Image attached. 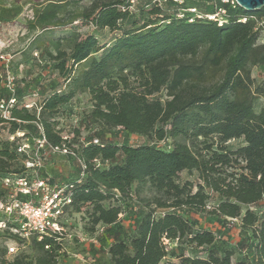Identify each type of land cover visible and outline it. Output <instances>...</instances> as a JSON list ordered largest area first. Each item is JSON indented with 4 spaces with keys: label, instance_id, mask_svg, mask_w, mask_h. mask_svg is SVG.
<instances>
[{
    "label": "trees",
    "instance_id": "1",
    "mask_svg": "<svg viewBox=\"0 0 264 264\" xmlns=\"http://www.w3.org/2000/svg\"><path fill=\"white\" fill-rule=\"evenodd\" d=\"M230 1L136 0L130 7L129 0H89L77 16L95 29L116 31L111 41L100 43L88 34L68 39L64 49L57 45L55 55L49 54L61 88L46 93L37 109L20 106L15 89L0 91V101L15 100L9 118L0 116L8 133L32 132L34 139L41 129L48 145L64 144L84 163L80 176L77 159L68 155L77 161V175L51 182L71 184L68 208L88 207V231L103 225L109 264H247L232 263V251L212 247L214 233L198 226L203 214L239 220L249 232L250 264H264V105L255 109L264 84L254 85L250 76L251 66H264V43L257 44L260 28L252 19L262 17L264 8L246 11ZM61 4L49 2L39 11L42 30L58 24ZM77 94L88 95L87 118L99 138L76 141V149L64 138L59 117ZM115 129L145 141L118 145L107 137ZM232 139L241 144L229 147ZM11 144L0 143V181L30 178L36 171L46 176L25 163L14 167L18 156L27 155L18 152L20 144L9 149ZM184 170L195 171L197 182L181 181ZM120 199L136 205L130 223L119 217V205L104 204ZM3 235L18 247L29 243L34 254L7 260L5 246L0 264H56L62 244L54 236L19 239L9 230ZM189 244L209 246L206 256L186 255Z\"/></svg>",
    "mask_w": 264,
    "mask_h": 264
},
{
    "label": "rangeland",
    "instance_id": "2",
    "mask_svg": "<svg viewBox=\"0 0 264 264\" xmlns=\"http://www.w3.org/2000/svg\"><path fill=\"white\" fill-rule=\"evenodd\" d=\"M49 2L62 3L57 12V25L50 26L47 30H42L37 25L39 11ZM190 0H184L185 5H189ZM89 6V0H0V91L7 86V76L13 77V88L21 97L20 106L32 111L37 109L42 97L54 88H61V77L53 67L54 60L50 57L55 55V47L58 45L64 49L68 44V39L74 36L84 37L88 34L95 35L100 43L109 42L117 33L109 29H95V27L79 15ZM259 26V37L257 44L264 43V15L260 18L252 17ZM250 76L254 85L264 84V66H251ZM264 105V99L256 101L255 109L258 110ZM19 106V107H20ZM92 105L86 94H77L67 105L64 106L59 117V126L63 135L69 137L72 145L78 148L77 142L98 137V127L87 118ZM20 133V134H18ZM32 132L23 136V131L18 130L14 134L8 133V125L0 124V143L8 141L12 143L9 149H16L21 143H28L31 151L28 150L27 158L18 156L14 162V167L20 166L26 161L35 157V142L31 138ZM107 137L113 143L137 144L145 141L135 134H129L122 130H111ZM241 144L240 139H232L228 146L235 148ZM40 169L44 174L52 179L65 182L73 179L78 173L77 161L63 153H44ZM30 157V158H29ZM181 181L197 182L195 171H182ZM6 192L0 181V192ZM4 193V192H3ZM217 201L214 195L208 202L211 207ZM106 206L119 205L121 207V217L125 222L130 223L131 218L137 210L134 202L120 199L104 201ZM87 206L81 208L79 212L68 209L63 217V236L60 240L62 247L55 250L56 264H109V254L107 248L110 240L104 238V228L102 224L94 227L93 231H88L90 224L86 214ZM157 214L160 212L156 210ZM198 226L211 230L215 235L213 246L215 249H228L232 251V263L237 261L250 264V254L248 253L249 232H243L239 225V220L216 219L210 215L203 214L199 219ZM10 244L8 237L0 236V249ZM169 247L175 243H168ZM184 253L190 256L205 257L209 249L207 247H196L193 245L184 246ZM17 253L31 257L34 253L29 243L19 244ZM18 254V255H19ZM15 254L5 253L3 257L7 260L15 257Z\"/></svg>",
    "mask_w": 264,
    "mask_h": 264
},
{
    "label": "built area",
    "instance_id": "3",
    "mask_svg": "<svg viewBox=\"0 0 264 264\" xmlns=\"http://www.w3.org/2000/svg\"><path fill=\"white\" fill-rule=\"evenodd\" d=\"M136 0H129L130 7L134 5ZM166 0H153L160 4ZM181 2V0H178ZM227 1V0H224ZM231 3L234 0L230 1ZM195 12V9H190ZM223 12V11H222ZM196 17L201 15L196 13ZM214 19L215 16H209ZM245 19L243 18L242 21ZM7 86L13 90V77L7 76ZM15 100L10 98L6 103L0 101V116L8 119L10 116L9 108L14 104ZM20 134V133H18ZM67 136H64L66 138ZM35 142V157L26 161L27 168L40 169L42 159L44 158L47 149L51 153H63L75 157L81 167L80 176H83L84 163L77 158V155L67 148L64 144L61 146L48 145L46 139L40 129V135L33 139ZM93 143H98V139H92ZM18 152L25 153L28 156L31 149L29 144L24 142L18 146ZM30 158V157H29ZM2 185L8 190V195L5 199L0 200V214L4 216L0 220V233L9 230L19 239H28L32 235L40 240L44 235L54 236L56 240H61L63 236L62 217L69 209L71 196L69 189L71 184H62L51 182V178L46 175L40 177L37 171L30 177L3 178ZM14 223L15 226L9 225ZM10 244L7 245L8 254H16L18 251V242L9 239ZM47 247V246H46Z\"/></svg>",
    "mask_w": 264,
    "mask_h": 264
},
{
    "label": "water",
    "instance_id": "4",
    "mask_svg": "<svg viewBox=\"0 0 264 264\" xmlns=\"http://www.w3.org/2000/svg\"><path fill=\"white\" fill-rule=\"evenodd\" d=\"M234 2L246 11H257L264 8V0H234Z\"/></svg>",
    "mask_w": 264,
    "mask_h": 264
}]
</instances>
